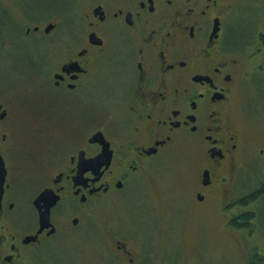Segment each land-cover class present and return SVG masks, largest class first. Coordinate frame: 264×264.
<instances>
[{"label": "flooded vegetation", "instance_id": "1", "mask_svg": "<svg viewBox=\"0 0 264 264\" xmlns=\"http://www.w3.org/2000/svg\"><path fill=\"white\" fill-rule=\"evenodd\" d=\"M239 24L249 26L242 41ZM19 40L38 52L12 56ZM263 66L264 0H0V71L31 77L0 76V264H57L54 245L91 229L95 207L154 160L197 151L196 213L248 154L264 169V139L248 141L237 111ZM35 117L48 123L35 127L47 141L36 155L46 177L30 189L19 130ZM263 185L219 206L230 226L254 216ZM105 238L113 259L138 264L140 237L117 228Z\"/></svg>", "mask_w": 264, "mask_h": 264}, {"label": "rangeland", "instance_id": "2", "mask_svg": "<svg viewBox=\"0 0 264 264\" xmlns=\"http://www.w3.org/2000/svg\"><path fill=\"white\" fill-rule=\"evenodd\" d=\"M248 30V25L239 24L233 32L242 41ZM35 49L29 42L19 40L11 42L6 51L26 59L28 52H38ZM1 75L11 79L7 84L12 85L22 84L31 78L21 71L13 75L0 71ZM253 79L242 89L241 108L237 111L248 141L257 144L254 140L264 139V66ZM27 121L32 124L20 125L23 139L20 150L28 155L22 160L31 158V167L26 173L20 171L19 176L22 184L32 189L46 177L39 164L36 166V155L47 141L41 138L40 130L35 127L38 125L45 129L48 123H40L39 117ZM72 125L69 122V128ZM63 132L71 133V128L62 131V135ZM196 154L197 151H183L154 160L153 165L146 167L143 176L133 178L119 199L102 201L95 207V225L91 229L80 230L79 236L76 234L54 245L51 255L57 264H104V257L112 258L111 264H123L113 259L105 238L108 230L117 228H122L125 234L140 237L138 241L145 245L142 251L133 247L138 264H247L255 254L257 258L264 259V189L261 197L251 204L254 216L250 218L249 225L236 229L230 226L225 212L219 211L223 203L264 182L263 162L248 154L229 174L230 181L225 188L211 198L205 210L196 213L190 204L188 186V174L195 169ZM230 211L235 212L234 209Z\"/></svg>", "mask_w": 264, "mask_h": 264}, {"label": "trees", "instance_id": "3", "mask_svg": "<svg viewBox=\"0 0 264 264\" xmlns=\"http://www.w3.org/2000/svg\"><path fill=\"white\" fill-rule=\"evenodd\" d=\"M264 189V185L263 187H261V189L257 192L260 193L262 192ZM252 216L248 217V216H243L241 218H239L240 221V225L238 226H242L243 224H246L248 222V220L251 218ZM263 258H257L256 254L252 257V259L248 262V264H262L263 263Z\"/></svg>", "mask_w": 264, "mask_h": 264}, {"label": "water", "instance_id": "4", "mask_svg": "<svg viewBox=\"0 0 264 264\" xmlns=\"http://www.w3.org/2000/svg\"><path fill=\"white\" fill-rule=\"evenodd\" d=\"M98 158H99V159L102 158V155H100ZM0 160H1V159H0ZM1 163H2V162H0V167H1ZM0 172H1V175L3 176V175H4V170H3L2 167H1V171H0ZM44 218H46V214H45V217H43V215H41V217H40V222H41V224H42Z\"/></svg>", "mask_w": 264, "mask_h": 264}]
</instances>
